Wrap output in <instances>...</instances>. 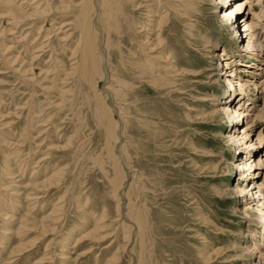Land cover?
Returning a JSON list of instances; mask_svg holds the SVG:
<instances>
[{
    "label": "rangeland",
    "instance_id": "1",
    "mask_svg": "<svg viewBox=\"0 0 264 264\" xmlns=\"http://www.w3.org/2000/svg\"><path fill=\"white\" fill-rule=\"evenodd\" d=\"M223 1L123 0L102 20L94 0L91 83L74 75L79 14L15 26L0 8V264H264V1ZM230 99L250 114L237 125Z\"/></svg>",
    "mask_w": 264,
    "mask_h": 264
},
{
    "label": "bare ground",
    "instance_id": "2",
    "mask_svg": "<svg viewBox=\"0 0 264 264\" xmlns=\"http://www.w3.org/2000/svg\"><path fill=\"white\" fill-rule=\"evenodd\" d=\"M33 5H30V6H33L32 8L34 9V12L32 14H28V16L26 17H23V18H20V17H17L13 12L15 10V8H21V7H17L16 4L13 3L12 0H0V8H2V10L5 12V17H10V19L12 20V24L15 25V26H20L21 24H23L24 22H26L25 20L26 19H30V18H33V17H46L48 15H50L51 13H58V14H62L64 15L66 12H68L67 15H69L70 13H76V14H79V18L81 19L80 20V24H79V27L81 29V36H80V40H79V44H78V47L76 48V51H75V55H79V63H77V66L75 69V72H74V75L77 76L78 78V81L79 82H88V83H91L93 82V76L96 75L95 73H97L99 70H100V66H99V61H98V58H97V48L95 47V38H96V34H95V30H94V26H93V21H92V15H93V12H94V0H82L81 2H77V0H60L57 4L56 3H52L51 2H46V3H42V0H38V1H34ZM57 1V0H56ZM122 1L123 0H100V3H101V13H100V17L102 20H108L110 19L114 14H116L117 16H119L120 14H122ZM124 1H128V2H131V3H135L136 0H124ZM144 1V0H143ZM223 1V0H221ZM264 0H259V4L256 5V2H252V0H242V1H239V2H236V0H224L223 2L225 3H229V2H236L234 4V6L236 7V11L235 12H243L245 11L248 7H250V10L251 11H254L255 8L257 6H260L262 5V2ZM20 2V1H19ZM99 3V2H98ZM18 4V3H17ZM19 5V4H18ZM21 5V4H20ZM138 5V4H137ZM22 6V5H21ZM114 7H117L116 8V13L113 14V8ZM135 7H136V3H135ZM14 9V10H13ZM244 9V10H243ZM1 10V11H2ZM32 10V9H31ZM0 11V12H1ZM33 11V10H32ZM3 12V13H4ZM31 12V11H30ZM233 11L230 10V13L228 15V20L230 19H233L235 16H234V13ZM255 13V12H254ZM1 15V14H0ZM4 15V14H2ZM52 15V14H51ZM66 15V16H67ZM255 17H254V20L255 18L258 16L256 14H254ZM78 16V15H77ZM3 18V17H2ZM3 18V19H4ZM25 18V19H24ZM78 18V19H79ZM2 19V20H3ZM164 19L166 18H161L160 21H159V26L162 25V23L164 22ZM100 21V20H99ZM237 18L234 20V23H237ZM65 25V24H63ZM163 25H165L163 23ZM144 26V25H143ZM13 27V26H12ZM68 27V26H67ZM247 27H250V29H248V32L250 33L248 36H247V41H248V45H247V49L248 50L249 48L252 47V42H253V39L251 40V38H254L255 36L251 33L253 32V30L257 27V24L255 23V21H252L249 26ZM264 28V26H263ZM13 30V29H11ZM55 31V30H54ZM13 32V31H12ZM151 32V31H150ZM154 32V30H153ZM18 34V33H17ZM155 34V32H154ZM25 35V34H23ZM26 36V35H25ZM151 36V35H150ZM149 36V37H150ZM153 36V35H152ZM27 37V36H26ZM159 37V36H158ZM161 37V36H160ZM20 38V36H19ZM23 38V37H22ZM25 39V38H23ZM195 40V39H194ZM252 41V42H251ZM22 42V41H21ZM163 43V42H162ZM155 46L157 48H162L164 45L161 46V41L160 39H157L156 41H154ZM105 46V44H104ZM146 46V45H145ZM143 47L142 46V50L145 52L147 51L146 47ZM108 47V45H107ZM260 47L261 49L263 48V46H258ZM151 48V47H150ZM172 49V48H171ZM151 50V49H150ZM162 50V49H161ZM168 50V49H167ZM8 51V50H7ZM226 52V51H225ZM152 53V52H150ZM167 55V54H166ZM224 55V53H223ZM223 55H222V52L220 51H216L214 53V57L212 58V63L215 62V61H220V65H222V69L220 71V73H222V75L224 76H230V71H228L227 67L223 65ZM36 56V55H35ZM158 56V55H157ZM149 57V56H148ZM156 57V56H155ZM74 58V57H73ZM160 60H164L165 62H168L169 61V57H166L165 56V52L164 51H161V53H159V56L157 59ZM76 59V58H75ZM152 59V58H151ZM153 59H156V58H153ZM156 59V61H157ZM13 60V59H12ZM159 60V61H160ZM17 60L15 59L14 62H16ZM13 62V63H14ZM154 62V61H153ZM151 63V61H150ZM92 65L94 68V71L92 73V77H90L87 73V67L89 65ZM12 65V64H11ZM74 65V64H73ZM148 65V64H147ZM152 65V64H151ZM172 65V63H171ZM177 65V64H176ZM213 65V64H212ZM144 65H142L143 67ZM150 66V65H149ZM175 66V65H174ZM180 66V65H179ZM75 67V66H73ZM90 67V66H89ZM92 67V68H93ZM141 67V68H142ZM148 67V66H147ZM145 69V68H144ZM93 70V69H92ZM150 70V69H149ZM143 71V69L141 70ZM23 72L26 74L27 71L23 70ZM29 72V71H28ZM153 72V71H152ZM30 74V72H29ZM69 76V75H68ZM227 78V77H225ZM215 106V105H214ZM216 106L218 107H221V112H223L225 115L228 116V118H230V120H235L234 123L237 125L240 123V121L242 120V118H244L245 116H249L250 114H247L248 112H241L239 110H237V108H232L233 106L231 105V99L230 100H225L224 102H221L219 104H217ZM102 107V106H101ZM219 110V109H218ZM99 113L101 114V116L104 117V115L106 116V111H104L103 108H100L99 106ZM220 111V110H219ZM104 112V113H103ZM111 125H109L110 127ZM248 126H245L243 127V131H244V134L243 136L244 137H248L249 135V132H247V130H249V128H247ZM110 128H113V130H115V126H111ZM235 130L236 129H232L231 130V133H235ZM110 131V130H109ZM239 134V133H238ZM244 137H239L238 136H235L233 134H231L229 137H228V141L230 142L231 146H243V144H245V142L243 140H245L246 138ZM247 146H249L248 148H250L252 146V144H248ZM238 149V148H236ZM245 149H247V147H245ZM249 154V153H248ZM247 154V155H248ZM242 160V163L241 164H238L237 165V169H238V172L241 174V179L240 180H244L247 181L248 178L251 177V174H249V176H246L247 173H253L254 170H253V165L254 163L256 162L255 160L252 161V158L250 159V161H246L244 160L243 158L241 159ZM252 162V163H251ZM259 165L260 166H263L264 165V155L262 157H260V160H259ZM258 168V167H257ZM263 187V184H260V188ZM261 190L260 189V193H261ZM234 195L239 198V197H243V194L245 193L244 189L241 188V185L240 184H237V186L234 188V191H233ZM262 196H264L263 193H261ZM244 202V201H243ZM245 204V202H244ZM246 216H248L246 213H244ZM263 246L260 245L259 247H256L254 246L253 248V252H255L254 254H259L261 252V250L259 251V248L261 249V247ZM252 252V253H253ZM262 254V253H261Z\"/></svg>",
    "mask_w": 264,
    "mask_h": 264
}]
</instances>
